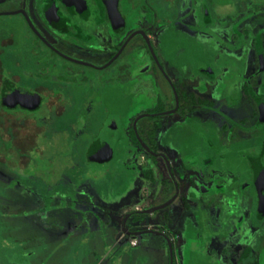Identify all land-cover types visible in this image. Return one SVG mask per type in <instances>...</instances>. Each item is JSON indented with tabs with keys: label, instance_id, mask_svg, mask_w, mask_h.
Segmentation results:
<instances>
[{
	"label": "flooded vegetation",
	"instance_id": "1",
	"mask_svg": "<svg viewBox=\"0 0 264 264\" xmlns=\"http://www.w3.org/2000/svg\"><path fill=\"white\" fill-rule=\"evenodd\" d=\"M181 1L177 0L170 10H166L161 0H0V32L11 30L12 26L8 23L11 18L15 31L12 38L0 37V55L1 49L13 46L19 40L28 43V49L23 47L22 51L33 55L34 63L40 67L37 71L25 72L31 80L37 82L36 77H42L46 81L60 82L63 86L83 82L93 84V88L95 85L99 88L101 81L102 95L105 96L109 95L110 89L117 90L124 101L125 114L113 158L120 160L124 155L132 160L142 159L151 184L155 174L159 173V191L169 193L162 204L171 200L177 192L172 203L158 211L166 210L178 201L184 188L189 193L196 191L197 179L205 185L200 192L210 193L209 186L223 192V182L218 176L213 177L214 171H238L237 182L232 187L236 189L235 197L228 195L229 192H225V196H221L223 198L209 194L204 202L206 206L235 203L240 210L238 218H224L217 214L214 216L217 218L215 225L228 227L230 222L238 221L236 236L241 247L237 250L235 263L264 264V238L259 236L260 225L264 223V203L254 184V165L260 162L264 167V90L258 96L250 86L244 84L243 89L238 90V86L229 85L226 79V72L230 70L229 58L231 63L244 59L225 57L223 52L244 51L243 30L238 24L233 25L229 40L227 29L217 34L215 28L233 23L239 14L218 18L207 9L212 0H187L192 9L187 10L188 18L184 19L182 7L187 4ZM238 5L241 8L237 6L235 13L246 11L242 2ZM253 5V12H264L261 11L263 3ZM170 11L173 18H166L164 12ZM178 20L183 21L186 27L174 25ZM263 33L260 30L253 40L256 69L253 81H259L264 75ZM185 34L188 38L193 34L195 42L186 40ZM228 45H233L232 51H228ZM239 74H233V80H238ZM17 81L16 76L9 79L3 75L0 62V104L4 109L32 112L20 105L9 108L3 104V94L13 90L19 97H38L40 101L35 110L54 100L56 105L47 109L62 112V104L54 99L48 87L37 83L33 87L18 86ZM247 93L258 112L254 116L252 132L257 134L254 138L259 144L239 149L238 142L231 143V139L242 128L237 125L228 127L223 113L238 103L237 97L241 95L245 99ZM231 98L233 100L229 101ZM103 107L107 109L106 105ZM144 119L150 122L141 127ZM192 125H197L198 142L193 148H188ZM183 129L189 131L187 135H182ZM175 137H182L183 144L172 142ZM140 140L150 152L141 146ZM168 141H171L170 147L163 150V142ZM153 159L161 161L159 168L152 162ZM246 195L248 203L244 206ZM135 211L141 210L127 214ZM136 215L142 214H132L129 218ZM165 215L168 213L163 216L168 221L170 217ZM146 230L157 232L159 235L152 234L171 242L172 264L174 261L178 264L175 244L165 230L134 226L124 232ZM249 230L252 231V243L257 244L253 246L254 250L245 243ZM213 235H209L210 243ZM218 235L224 237L222 233ZM128 237L135 243L136 237ZM232 255L228 251L218 252L211 244L203 253L208 264H220L222 258ZM168 256L170 262L169 251ZM190 261L197 264L198 259L192 255Z\"/></svg>",
	"mask_w": 264,
	"mask_h": 264
},
{
	"label": "rangeland",
	"instance_id": "2",
	"mask_svg": "<svg viewBox=\"0 0 264 264\" xmlns=\"http://www.w3.org/2000/svg\"><path fill=\"white\" fill-rule=\"evenodd\" d=\"M176 2L161 0L160 3L170 10ZM238 2L243 3L245 12L235 13L236 7H240ZM181 3L187 4L182 7V15L186 19L187 10L192 6L187 0ZM259 3L264 4V0H212L207 5L210 14L218 18L239 14L233 23L215 28L217 34L227 29L229 40L233 25L238 24L243 30L244 51L231 54L224 51L223 54L237 60L243 57L245 62L238 60L231 63L229 58L230 70L226 72V79L229 85L238 86V90H242L244 84L250 86L258 96L264 90V75L259 81L252 80L256 71L252 46L257 33L260 30L264 32V12H253L252 9L253 4ZM261 11H264V5ZM164 13L166 18L174 16L171 11ZM11 19H8L11 30L1 31V38H12L15 34ZM174 25L186 27L181 20ZM184 37L187 40L186 34ZM188 39L194 43L196 38L192 34ZM27 44L18 40L13 46L1 49L3 75L9 79L16 76L18 86L33 87L37 83L48 87L63 109L62 112L47 109L56 105L54 100L32 112L8 110L0 104V264H169L164 239L143 234L135 238L136 245L132 246L135 243L122 229L128 212L157 207L168 197L169 193L159 191V173L155 174L151 184L142 159L132 160L123 155L120 160L115 157L111 161L97 163L87 157V151L96 139L107 141L116 150L113 141L117 134L120 135L118 131L122 129L121 121L125 114L124 101L117 90L110 89L109 95L105 96L102 95L101 81L98 82L99 88L96 85L93 88V84L83 82L63 86L60 82L46 81L42 77H36L37 82L31 80L25 72L37 71L40 67L34 63L33 55L22 51L23 47L28 49ZM214 46L219 47L218 44ZM228 46L225 49L229 51L233 45ZM236 72L240 73L239 79L233 80ZM240 96L237 97L238 103L225 109L223 114L228 127L237 125L242 128L238 129L231 143L238 142L239 149H246L259 144L254 138L257 134L252 132L254 116L258 112L249 93L244 95L245 99ZM111 121L116 122L119 130H109ZM148 122L150 120L144 119L140 126ZM196 126H191L188 148L197 145ZM187 132L181 130L182 135H187ZM172 142L181 145L183 138L175 137ZM163 143V150L171 145V141ZM152 162L159 168L160 160L153 159ZM237 174L238 171L234 170L214 171L213 177L218 176L223 182V192L213 186L207 187L210 193L200 192L205 185L197 179L196 191L189 193L184 188L178 201L167 211L127 219L125 230L134 226L165 230L175 244L178 264H191L192 255L198 259L197 264H208L203 253L210 244L218 252L233 254L222 258L220 264H236L237 250L241 247L236 236L238 221L230 222L228 227L217 226L214 216L220 214L224 218L237 219L240 210L235 203L206 206L204 198L209 194L225 196V192L235 197L236 189L232 187L237 182ZM247 203L248 195L243 205ZM166 212L170 217L168 221L163 219ZM219 233L224 237H219ZM259 233L260 238H264V223L260 225ZM210 234H214L211 236L212 243ZM247 234L245 243L254 250L257 244L252 243V231H247Z\"/></svg>",
	"mask_w": 264,
	"mask_h": 264
},
{
	"label": "water",
	"instance_id": "3",
	"mask_svg": "<svg viewBox=\"0 0 264 264\" xmlns=\"http://www.w3.org/2000/svg\"><path fill=\"white\" fill-rule=\"evenodd\" d=\"M39 101L40 100L38 99V97H30V96H25V95H20L19 97V95L16 94L15 91L13 90L10 92L4 93L2 96V102L5 106L9 108H14L16 105H20L22 108L28 111H33L37 109L39 105ZM109 130H119V127L115 121L110 122ZM119 132L120 130L118 131V133ZM116 136L119 137L120 135L117 134ZM118 137L113 141L114 146L117 143ZM140 144L144 149L150 152V150L145 146L144 143L141 142V140H140ZM113 151H114V148L112 144L108 143L107 141H102L101 139H96L93 141V143L89 147L87 151V157L89 161L97 162V163H105V162L110 161L113 158ZM254 170H255L254 184L258 189V194L260 195L261 201H263L264 203V167L262 163L258 162V165H254ZM176 195H177V192L175 193L174 197L171 200H169L168 202L160 206L147 209V210L135 211L130 214H127L122 222V229L125 231V223H126V220L130 217V215L132 214H142V215L152 214L155 211H158L160 209H163L169 206L174 200V198L176 197ZM152 233H157V232H153L149 230L140 231V232H126V234L128 236H131L132 238H135L137 235L152 234ZM164 239L167 243L168 251L170 255L169 264H172L171 242L167 238H164Z\"/></svg>",
	"mask_w": 264,
	"mask_h": 264
}]
</instances>
